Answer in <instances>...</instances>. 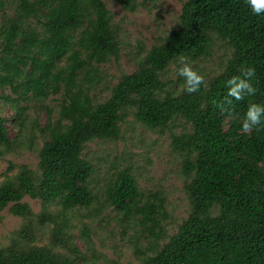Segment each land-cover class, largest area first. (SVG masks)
Returning a JSON list of instances; mask_svg holds the SVG:
<instances>
[{"label": "trees", "instance_id": "trees-1", "mask_svg": "<svg viewBox=\"0 0 264 264\" xmlns=\"http://www.w3.org/2000/svg\"><path fill=\"white\" fill-rule=\"evenodd\" d=\"M119 2L131 10L142 4ZM0 16V89L39 99L63 95L59 117L46 124L37 168L18 165L0 182V213L10 206L25 219L10 244L0 247V264H79L75 235L65 239L67 254L37 244L38 231L53 224L55 236L62 234L69 211L99 201L92 186L95 165L85 149L95 139H118L130 115L150 129L185 122L184 130L171 133V144L183 155L191 210L141 264H264V117L258 131L240 130L249 104L264 105V13L254 15L245 0H185L177 27L153 44L134 71L122 72L103 101L90 91L98 65L121 52L104 0H0ZM216 40L231 49L224 69L188 93L178 75L180 58L189 65L209 56ZM172 64L174 87L164 77ZM248 68L255 69L250 82L257 92L236 101L227 95V81ZM8 138L0 115V141ZM102 193L109 205L141 220L156 240L166 233L160 216L165 196H146L129 166L117 170ZM27 195L42 200L38 214L24 201Z\"/></svg>", "mask_w": 264, "mask_h": 264}, {"label": "rangeland", "instance_id": "rangeland-1", "mask_svg": "<svg viewBox=\"0 0 264 264\" xmlns=\"http://www.w3.org/2000/svg\"><path fill=\"white\" fill-rule=\"evenodd\" d=\"M112 12L113 21L121 40L119 59L112 58L98 65L99 74L92 83L95 101L109 97L111 88L122 72H132L153 44L177 27L185 0H139L135 10L126 8L119 0H104ZM12 13V8H7ZM1 19V16H0ZM231 49L223 40H216L212 53L191 61L189 66L199 75L209 78L221 72ZM82 82L89 84L82 74ZM164 77L175 86L177 73L170 65ZM62 93L46 99L22 96L11 87L0 89V115L6 118L7 141H0V182L15 172L18 165L28 164L36 169L39 150L47 138L46 124L56 121L60 114ZM184 120L177 119L166 128L150 129L133 115L122 123L118 139H95L88 143L84 155L95 165L92 186L99 201L89 208L81 207L68 212L62 224V234L55 236L53 224L39 229L36 243L53 245L57 251H70L67 236L75 235V245L81 250L79 264H141L145 255L169 240L188 217L191 205L185 189L186 177L182 172L183 155L171 144V133L184 130ZM129 166L137 177L146 196L160 192L165 196L166 209L162 213L166 233L156 240L150 229L137 218L125 216L109 205L102 193L108 179L117 170ZM38 214L43 207L40 198L24 197ZM55 210V206H51ZM0 247L10 244L14 233L21 229L25 219L11 212L10 206L1 211ZM70 233V234H69ZM64 242L66 244H64ZM56 243V244H54Z\"/></svg>", "mask_w": 264, "mask_h": 264}, {"label": "clouds", "instance_id": "clouds-1", "mask_svg": "<svg viewBox=\"0 0 264 264\" xmlns=\"http://www.w3.org/2000/svg\"><path fill=\"white\" fill-rule=\"evenodd\" d=\"M251 12L259 16L264 13V0H245ZM182 67L178 69V75L185 80L184 90L188 93H193L199 90V87L204 82L203 76L199 75L189 65H187L186 58L181 57ZM255 75L254 68H248L243 71L242 77L234 76L227 81L229 97L236 101L243 100L245 96H254L257 89L250 82ZM230 103V102H229ZM264 117V105L251 103L249 104L244 117L241 122V132L244 134H251L254 130H259Z\"/></svg>", "mask_w": 264, "mask_h": 264}]
</instances>
